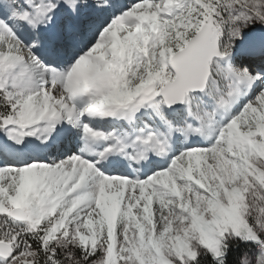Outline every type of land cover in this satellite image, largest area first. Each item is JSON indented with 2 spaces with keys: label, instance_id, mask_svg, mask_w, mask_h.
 Masks as SVG:
<instances>
[{
  "label": "snow or ice",
  "instance_id": "obj_1",
  "mask_svg": "<svg viewBox=\"0 0 264 264\" xmlns=\"http://www.w3.org/2000/svg\"><path fill=\"white\" fill-rule=\"evenodd\" d=\"M0 264H264V0H0Z\"/></svg>",
  "mask_w": 264,
  "mask_h": 264
}]
</instances>
